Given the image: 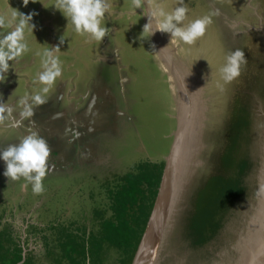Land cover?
Here are the masks:
<instances>
[{
	"label": "rangeland",
	"instance_id": "rangeland-1",
	"mask_svg": "<svg viewBox=\"0 0 264 264\" xmlns=\"http://www.w3.org/2000/svg\"><path fill=\"white\" fill-rule=\"evenodd\" d=\"M55 3L0 0V37L18 23L14 11L35 13L33 32L25 28L28 50L9 62L8 78L0 83L2 102L13 99L22 111L27 98L33 115L22 121L26 135L38 133L50 148L42 194H33L23 178L9 180L3 175L6 166H0V236L10 246L4 251L0 244V253L12 264L17 253L9 249L17 242L34 264H69L56 260L61 231L73 224L98 227L100 217L113 215L111 191L126 174L144 162L167 165L183 108L190 119L187 150L165 202L152 264H264V225L254 221L264 185V0H184L185 25L219 10L192 45L159 31L140 41L148 20L143 9L133 11L132 0H109L103 41L76 33ZM147 3L167 12L181 6L179 0ZM61 36L64 44L54 55L62 74L44 95L45 103L37 105L31 96L44 87L37 83L44 53ZM236 49L245 52L247 64L236 80L225 83L219 69ZM65 87L76 98L85 88L86 113L53 139L47 131L61 118L34 114L44 112L38 107L59 98ZM24 136H11L0 125V150ZM229 150L232 166L226 160ZM216 212L218 225L209 227ZM198 219L201 232L193 238L190 223ZM119 252L107 248L103 264H117Z\"/></svg>",
	"mask_w": 264,
	"mask_h": 264
},
{
	"label": "clouds",
	"instance_id": "clouds-1",
	"mask_svg": "<svg viewBox=\"0 0 264 264\" xmlns=\"http://www.w3.org/2000/svg\"><path fill=\"white\" fill-rule=\"evenodd\" d=\"M35 2V0H33ZM184 0H179L181 6L175 7L171 12H167L163 7H153L145 0H132V9H143V15L148 22L143 26L138 39L148 40L157 31L170 34L171 39H178L185 44L192 45L198 38L204 36L207 26L211 23L212 15H219V10L210 15L203 16L191 21L188 24L183 22L186 19L188 8L183 5ZM25 6L29 0H23ZM55 9L59 10L70 22L73 30L78 34H88L96 41H103L108 35V28L102 26L105 14L111 7L109 0H56ZM145 8L147 10H145ZM35 13L23 14L17 10L12 13V18L18 20L15 28L0 37V83L8 78L11 64L9 62L22 56L27 50L25 42V28H30L33 32L35 24L32 19ZM4 24V19L0 17V26ZM64 44L62 36L59 43L47 49L42 61L43 71L38 74L37 83L43 85L38 92L31 96L33 103L40 105L45 103L44 95L49 93L55 85L56 80L62 74L59 58L54 55ZM247 64L245 52L242 49L227 54L224 65L219 69L221 77L225 83H231L241 75V66ZM0 95V120L8 118L13 108L5 107ZM24 105L20 113L22 118L33 115L32 107L27 98L21 101ZM50 148L44 138L38 133L30 132L19 139L18 144H9L0 150V160L5 163L3 175L11 181L23 178L31 184L33 194L39 195L44 192L43 180L49 170ZM264 194V186L261 187L257 195Z\"/></svg>",
	"mask_w": 264,
	"mask_h": 264
},
{
	"label": "trees",
	"instance_id": "trees-1",
	"mask_svg": "<svg viewBox=\"0 0 264 264\" xmlns=\"http://www.w3.org/2000/svg\"><path fill=\"white\" fill-rule=\"evenodd\" d=\"M226 160L232 166V150L227 153ZM165 167L166 161L162 168L155 167L151 162H144L126 174L120 188L111 191V218L102 220L100 217L99 226L93 229L87 225L73 224L61 231L62 253L56 260H66L69 264H103V253L107 248L115 247L120 251L117 264H133L159 195ZM211 197L216 199L218 193L214 191ZM217 214L214 213L211 222L208 221L209 227L218 225L214 223ZM200 225V219L190 223L193 238L200 234ZM2 238L3 234L0 236V244L5 245ZM15 244L16 248L9 249L10 252L17 253L12 264H19L23 259L22 264H34L31 255H23L26 246L17 242ZM9 247L5 245L4 251ZM9 261L8 256L0 253V264H10Z\"/></svg>",
	"mask_w": 264,
	"mask_h": 264
},
{
	"label": "water",
	"instance_id": "water-1",
	"mask_svg": "<svg viewBox=\"0 0 264 264\" xmlns=\"http://www.w3.org/2000/svg\"><path fill=\"white\" fill-rule=\"evenodd\" d=\"M184 115H183L184 116L183 127H179L177 131L172 151L169 155V158L167 159V165L163 175V180L160 187L159 195L157 197L152 216L149 220L147 229L140 243L133 264H137V260L141 254H143L142 258L147 255L149 256V258H152V259H148L147 257L144 258L147 264H152L157 256L160 245V233L162 231L161 228H162V221L164 216L165 202L167 200L169 192L172 191L175 183L177 182L179 165L183 160L182 155L184 156L187 150V137L189 133L190 119L187 113ZM178 133L180 135H178ZM157 233L159 235L158 238H157ZM154 239L157 240L156 241L157 245L155 248L156 253L151 257L150 255L151 250L149 246L151 243H153Z\"/></svg>",
	"mask_w": 264,
	"mask_h": 264
},
{
	"label": "crops",
	"instance_id": "crops-1",
	"mask_svg": "<svg viewBox=\"0 0 264 264\" xmlns=\"http://www.w3.org/2000/svg\"><path fill=\"white\" fill-rule=\"evenodd\" d=\"M85 88L82 89L80 92L79 97H75V95H72V92L66 89V87L63 89V92L60 94V97L58 98L57 95L52 99L50 103L44 104L42 107H38V109H46L44 112H35L34 115L36 116H49V117H57L58 119L61 118L63 120H59L60 124L57 126H53V131L48 132L49 137L56 139L57 136H61L62 132L64 133L67 128L72 127L70 120L75 119L78 115L84 116V113H86L85 105H83V92ZM3 102H5V107L11 106L13 108V111L11 115L3 120H0V125L5 126L7 128L8 133L11 136H20V135H26V131L24 130L28 126L25 124L24 118L21 117L20 113L23 111V104H22V111L21 106L17 105L16 102L13 99H5ZM100 114V113H98ZM39 120V119H38ZM17 123V124H16ZM41 126V122H40ZM42 133L46 132L45 125L42 126ZM25 133H24V132ZM54 133V134H53ZM15 139L11 140V143H13ZM10 143V144H11ZM55 152L53 153V155ZM5 164V163H4Z\"/></svg>",
	"mask_w": 264,
	"mask_h": 264
},
{
	"label": "bare ground",
	"instance_id": "bare-ground-1",
	"mask_svg": "<svg viewBox=\"0 0 264 264\" xmlns=\"http://www.w3.org/2000/svg\"><path fill=\"white\" fill-rule=\"evenodd\" d=\"M188 101V100H187ZM189 103V102H188ZM193 109H191V111H192ZM196 112V111H195ZM195 112L193 111V113L195 114ZM184 110H183V108L181 109V113H180V120H181V124H180V127H183V123H184ZM200 115V113L198 114V116ZM197 116V117H198ZM196 117V116H195ZM195 117H193V119L195 118ZM199 118V117H198ZM199 121V120H198ZM181 132V131H180ZM178 135H180L179 133H178ZM262 186H264V185H262ZM175 203V202H174ZM173 206V205H172ZM170 208H171V206H170ZM261 214H262V216H261ZM260 217V218H259ZM165 219V218H164ZM256 220V224L257 223H259L260 221H261V224L262 225H264V222H263V220H264V194H263V196H262V199H261V202H260V205H259V212H257V214H256V216H255V219H254V221ZM253 221V222H254ZM165 232V231H164ZM161 235V234H160ZM158 233H157V238H158ZM166 237V236H165ZM157 240L156 239H154V241H153V243H151L150 244V246H149V248H150V255H151V257L156 253V245H157V242H156ZM142 255L143 254H141L140 256H139V258H138V260H137V264H147V262H146V260L144 259V258H148V259H152V258H149V256L147 255V256H145V257H143L142 258ZM150 261V260H149Z\"/></svg>",
	"mask_w": 264,
	"mask_h": 264
},
{
	"label": "flooded vegetation",
	"instance_id": "flooded-vegetation-1",
	"mask_svg": "<svg viewBox=\"0 0 264 264\" xmlns=\"http://www.w3.org/2000/svg\"><path fill=\"white\" fill-rule=\"evenodd\" d=\"M122 89H123V88H122ZM4 165H5V164H2V165L0 164L1 167H3Z\"/></svg>",
	"mask_w": 264,
	"mask_h": 264
}]
</instances>
